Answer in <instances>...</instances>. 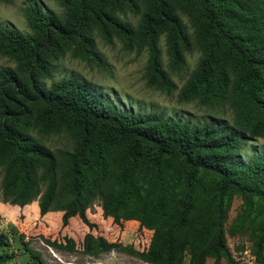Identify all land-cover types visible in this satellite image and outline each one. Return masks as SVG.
Returning <instances> with one entry per match:
<instances>
[{
	"label": "trees",
	"instance_id": "16d2710c",
	"mask_svg": "<svg viewBox=\"0 0 264 264\" xmlns=\"http://www.w3.org/2000/svg\"><path fill=\"white\" fill-rule=\"evenodd\" d=\"M8 2L10 0H3ZM62 15L32 3L23 8L29 31L0 26V53L26 66L22 75L0 66V172L5 201L24 205L38 198L41 215L60 210L66 225L75 215L95 227L86 212L101 200L104 216L135 219L152 230L145 251L132 254L156 264H237L227 244L224 221L231 198H244L233 222L246 226L251 251L264 259V151L234 156L243 133L211 121L191 123L160 111L119 107L76 76L45 86L63 41L80 38L73 55L104 65L95 48L96 31L111 43L148 57L146 84L171 93L170 71L185 64V52L201 55L181 86L179 100L214 105L230 100L236 122L264 128V0H56ZM137 16L133 24L124 15ZM183 15L193 28L189 32ZM164 34L169 69L162 63ZM261 112L255 124L247 118ZM246 128V127H244ZM68 133L71 146L54 150L36 138ZM85 233L83 252L120 246ZM10 245L0 230V249ZM190 253L184 263L185 253ZM13 257L1 251L0 264Z\"/></svg>",
	"mask_w": 264,
	"mask_h": 264
},
{
	"label": "rangeland",
	"instance_id": "374dc122",
	"mask_svg": "<svg viewBox=\"0 0 264 264\" xmlns=\"http://www.w3.org/2000/svg\"><path fill=\"white\" fill-rule=\"evenodd\" d=\"M32 3H40L44 8L52 9L59 15L64 12L56 0H0V26L10 24L21 31H29L23 8ZM124 16L135 24L136 15L127 11ZM183 20L192 33L189 18L183 15ZM92 35L95 48L104 58V65L73 55V48L80 38L63 41L61 52L52 61L51 77L40 78L45 86L63 76H76L119 107L160 111L165 116L180 117L191 123L211 121L228 128L233 127L245 136L234 156L248 159L251 155L264 151V128L250 132L248 128L251 124L244 125V128L236 122V109L230 100L214 105L201 104L196 99L179 100L178 92L196 67L201 55L198 48L194 47L185 52L186 60L181 69L170 71L165 38L164 34H161L159 43L162 63L176 83L175 89L166 93L146 84L143 73L148 57L147 49L138 52L125 48L117 38L109 43L96 31ZM4 65L27 75L24 64L0 53V66ZM262 119V113L255 112L247 118V122L255 124ZM30 132L54 150L71 146L72 139L68 133L40 136L34 130ZM36 205L38 206V198L24 205L5 201L2 197L0 172V230L7 233L10 241V245L0 249V252H13V257L1 264H156L128 251H145L149 247L152 230L140 227L135 219L123 220L119 224L112 216H104L101 200L98 198L87 207L89 218L97 223L92 228L84 224L78 215L70 217L68 223L63 225L62 211L52 210L41 215ZM243 205L244 198L241 195L236 194L231 198L224 221L227 244L237 264H264V259L256 260L251 251L252 242L249 240L247 227L233 222ZM88 230L93 235L89 239L93 247L98 246L99 238H103L104 242L115 241L120 246L100 251L95 255L84 253L82 249ZM189 259L190 253L186 252L184 263L189 262ZM203 264H226V261L221 258L215 262L213 257H208Z\"/></svg>",
	"mask_w": 264,
	"mask_h": 264
},
{
	"label": "crops",
	"instance_id": "0c3cea01",
	"mask_svg": "<svg viewBox=\"0 0 264 264\" xmlns=\"http://www.w3.org/2000/svg\"><path fill=\"white\" fill-rule=\"evenodd\" d=\"M36 207H38L37 205H36ZM48 212H50V211H48ZM86 212H87V214H88V211L86 210ZM89 216V215H88Z\"/></svg>",
	"mask_w": 264,
	"mask_h": 264
}]
</instances>
